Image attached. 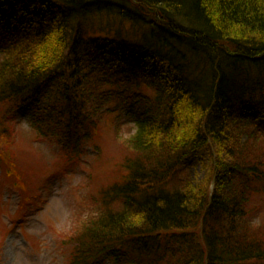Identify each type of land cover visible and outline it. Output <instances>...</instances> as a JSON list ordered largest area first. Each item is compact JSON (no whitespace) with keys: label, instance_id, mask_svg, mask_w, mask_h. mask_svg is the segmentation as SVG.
<instances>
[{"label":"trees","instance_id":"obj_1","mask_svg":"<svg viewBox=\"0 0 264 264\" xmlns=\"http://www.w3.org/2000/svg\"><path fill=\"white\" fill-rule=\"evenodd\" d=\"M2 37L0 168L16 186V104L71 157L99 113L143 111L125 173L63 240L69 264H264V0H0Z\"/></svg>","mask_w":264,"mask_h":264},{"label":"rangeland","instance_id":"obj_2","mask_svg":"<svg viewBox=\"0 0 264 264\" xmlns=\"http://www.w3.org/2000/svg\"><path fill=\"white\" fill-rule=\"evenodd\" d=\"M9 40L2 37L0 47ZM60 81L58 78L44 83L41 104ZM114 109L115 113H99L102 127L94 144L86 140L84 155L71 157L56 136H42L33 129L29 101L15 105L10 122L13 150L26 189L16 186L15 176L0 168V264L70 263L63 240L78 232L95 212V198L125 173L121 165L124 147L143 113L141 108L128 104ZM201 158L200 152H194L184 163L194 178L203 175ZM252 204L258 207L253 221L264 224V195L254 197Z\"/></svg>","mask_w":264,"mask_h":264}]
</instances>
